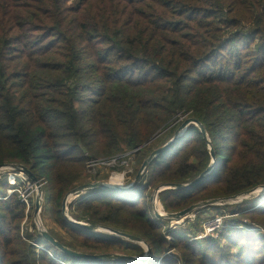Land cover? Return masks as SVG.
<instances>
[{
	"label": "trees",
	"instance_id": "1",
	"mask_svg": "<svg viewBox=\"0 0 264 264\" xmlns=\"http://www.w3.org/2000/svg\"><path fill=\"white\" fill-rule=\"evenodd\" d=\"M182 117L203 126L216 158L204 180L164 199L167 210L264 184V0H0V164L19 160L38 172L53 220L74 241L124 248L68 222L61 200L90 160L136 156ZM156 159L145 186L92 189L103 192L76 200L69 214L137 230L155 255L178 248L183 264H230L264 244L262 236L234 231L225 237L237 252L222 246L199 261V244L215 240L189 243L172 234L168 241L139 201L148 185L193 177L212 158L192 127ZM25 209L16 192L1 202L0 264H62L21 236ZM247 215L264 229V204ZM261 257L264 264V251ZM159 264L178 263L164 256Z\"/></svg>",
	"mask_w": 264,
	"mask_h": 264
},
{
	"label": "rangeland",
	"instance_id": "2",
	"mask_svg": "<svg viewBox=\"0 0 264 264\" xmlns=\"http://www.w3.org/2000/svg\"><path fill=\"white\" fill-rule=\"evenodd\" d=\"M185 119L186 118L184 117L180 118L178 123L174 124L170 129H168V131L166 132V135H163L158 140L153 139L152 143L148 145L145 149H143L138 155L134 156L130 154L131 156L129 155L130 157L126 159V163L122 166H118L114 168H106L105 166L100 164V162L104 160L105 158H99L98 163L95 164L94 166L87 165V169L83 177L78 182L74 183L72 187L64 195V197H66L65 211H62V200L64 199V197L61 200V211H62L63 217L68 222H70L69 219L75 220L69 214V210L71 206L73 205V203L82 197L91 196L92 194L103 192V191H94L90 189L88 191L72 193V190L74 188L82 184L105 182V183H110L112 185L121 184V186H127L133 183L141 164L148 158V156L155 149L162 147L170 139H172V137H174V134L178 132L179 126ZM192 127L199 130L198 125L191 124L185 131H183V133L180 135L179 138H181ZM119 152L120 154L123 153L121 151ZM153 160H155L154 162L156 163L157 161L156 157ZM5 163L8 164L9 166H7L8 168V170L6 171L7 173H3V174L0 173V205H1V202H6V198L13 192H16L18 196L21 197L22 200L25 202L26 209L24 211V215L20 223V234L26 240L29 246L33 245V248H36L37 250L40 248L45 249L47 253L49 252L51 254L50 255L48 253L50 256L57 259L59 262H62V264H65L61 260L62 257H65L67 259L66 264H159L160 260L164 256L173 259L178 264H183L182 256L180 254L181 251L178 248L171 249V250L167 249V251H165L161 256L155 255L152 252L148 256L147 260L143 262H136V263L130 262V261H118V260H117L118 262L97 261V260H93V261L77 260L75 261L74 258H71L63 254L59 249H57L52 244L44 240L42 236L40 235V229L47 230L61 244H63L64 246L72 250H75L81 253H89V254L111 253V254H125V255H131V256H136V257H143L147 254V248H144L145 245L143 244L142 241H145V243L150 248H151V245H150V242L147 240V238L144 235H142L139 231L130 229V228H120L118 226H116V229L136 235L140 237L142 241L135 242V241H130L128 239H120L114 236L113 234L108 233L106 231H102V230L88 231V230L83 229L84 232H87L98 238H106V239L115 238V239L122 240L125 245L123 249H111V250L92 249V248H88V247L81 245L80 243L74 241L73 238H71L70 235H68L65 231H63L59 227V225L53 220L52 208L49 203L50 194L48 190H46V186L44 183L45 181L43 180V178L39 177L42 193H41L40 208L38 211V215L35 216L34 210H35V201H36V196H37V191H38V185L36 184V182L32 181V179L27 174L23 173L21 170H16L11 166H25L28 169H30L36 176H38V172L35 169H33L30 165L22 164L19 160H13V159L7 160L5 161ZM155 163H153L152 161L147 165V168L145 169L143 173V177L141 181L137 184L135 188L132 189L133 191L138 190L140 189V187H143L146 184H148L150 178L152 177ZM210 163H213V160H211ZM201 172L202 171L194 174L193 177H189L184 180L177 181V182H168V181L158 180L154 182V184H152L151 186L148 185L146 192H145L147 195L146 200L139 201L141 202L140 204H143V203L146 204V207L151 213L152 220H154L155 222H159L160 227L165 232L166 239L168 241H171L172 234L184 236V238H186L189 241V243L202 242V239L206 237L212 238L213 240H215V245H213V247H208L204 243L199 244L200 251H199L198 259L199 261L200 260L202 261V258L200 259V256L202 253L206 252L208 256L212 254L216 255L217 253L222 252L221 250L222 246H225L226 249L229 248L228 250H231L232 252H237L238 251L237 248L239 247H236V246L234 247L233 245H231L230 241L227 240L225 237V236L231 235L234 231H245V232L247 231L249 233L251 232L253 236L256 235L259 238L261 236L264 237V229L260 225H258L256 222H254V220L251 219L247 215V213L260 209L263 206L264 193H261V194L256 193V194L250 195L247 199H243L242 197L240 198L239 201L236 199H228L227 201H222L220 203H217L216 205H211V206L198 209L197 211L188 215L184 219L177 221L178 223L169 218L158 219L155 216L156 211L160 214H162V212L163 213L165 212L166 214V213L178 211V210H167L165 208L164 199H166L172 192H175L177 190L176 188L167 186V184L190 183ZM116 173H123L124 177H122L121 174H116ZM132 190L122 191L119 193H129V192H132ZM156 190H159L157 194H155ZM113 192L117 193L116 191H113ZM155 195H157V200L154 201ZM199 201H202V200H199ZM37 217H39L40 224H41L40 226H38L36 223L35 219ZM215 217H218L221 220V225L219 226V228L216 229L214 232L206 235L204 238L200 239L201 238L200 236H202V234L205 232L204 227H206V224L208 223V221ZM78 221L87 223L86 218L82 220H78ZM99 226L110 227L109 225H99ZM183 240L184 239H182V241ZM236 242L238 244L237 246H241L243 248L245 247V243L241 238H238ZM254 242H251L252 247H253ZM215 246H218V248ZM254 250L252 254H250V256L245 255L243 257L246 259H241L240 261H237V262L233 260L230 264H261V261H262L261 256L264 251V244L263 245L259 244V246L255 247ZM224 257L226 261L232 259V255H224ZM249 257L251 258L253 257L254 259L252 260L251 258L248 259ZM203 261H205V263L201 262V264H213L208 259L207 260L204 259ZM215 264H229V263L228 262L219 263V261H216Z\"/></svg>",
	"mask_w": 264,
	"mask_h": 264
},
{
	"label": "water",
	"instance_id": "3",
	"mask_svg": "<svg viewBox=\"0 0 264 264\" xmlns=\"http://www.w3.org/2000/svg\"><path fill=\"white\" fill-rule=\"evenodd\" d=\"M191 124L198 125L199 130L203 135V138L205 139L207 145L209 146L210 155H211V158L213 160V163H210L205 168V170H203V172H201L192 182L187 183V184L172 183V184H167V186L172 187V188H176V189H189L193 186H196L198 183H200L202 180H204L207 177V175L212 171L216 157L214 155V152L210 148L209 139L207 137V133L205 132V129L196 119L190 117V118H186L181 123V125L178 128V132H176V134H174V137H172V139H170L162 147L155 149L148 156V158L141 164L133 183H131L127 186H121V185L120 186H113V185H109L105 182L88 183V184H82V185L74 188L72 190V193H78V192L88 191L90 189H97V188L107 190V191H116V192L132 190L141 181V179L143 177V173H144L145 169L147 168V165L158 154H160L162 151H164L172 142L177 140V138L180 137V135L183 133V131H185ZM7 166H9V165L6 163L0 164V168L7 167ZM11 167H13L16 170H21L23 173L27 174L32 179V181L36 182V184L38 185V191H37V196H36V201H35V210H34L35 216H37L39 208H40V200H41V193H42L41 185H40V179H38L32 173V171L25 166H11ZM256 188H264V184L258 185L256 187L249 189V190H245L242 193H251ZM158 192H159V190H156L155 194H157ZM242 193H238V194H235V195H232L229 197L208 198V199H205V200H202L199 202L192 203L189 206H187L186 208H183V209L178 210L176 212H170V213H166L164 215L160 214L156 211L155 216L159 219L160 218H169V219H172L174 221H180V220L184 219L185 217H187L188 215L194 213L198 209H201V208H204L207 206H211V205H216L217 203H220L222 201H227L229 198L236 197ZM155 196H157V195H155ZM65 202H66V197H64V199L62 200V211H65ZM69 220L75 226L82 228V229H85V230H88V231H95L97 228H103V229L108 230L114 236H116L120 239H128L130 241H135V242L142 241V239L140 237L133 235V234H130V233H127V232H124V231L116 230V229L105 227V226H99V225L89 224V223H85V222H80V221L73 220V219H69ZM40 235L42 236V238L44 240H46L48 243L52 244L54 247L59 249L63 254H65L69 257L76 258L78 260H89V261H93V260H97V261L118 260V261H130V262L136 263V262H143V261L147 260L148 256L152 253L151 248L145 243V241H142V242L146 245L147 254L143 257H136V256H131V255H125V254H111V253H103V254L81 253V252H77L75 250H72V249L64 246L63 244H61L47 230L40 229Z\"/></svg>",
	"mask_w": 264,
	"mask_h": 264
},
{
	"label": "built area",
	"instance_id": "4",
	"mask_svg": "<svg viewBox=\"0 0 264 264\" xmlns=\"http://www.w3.org/2000/svg\"><path fill=\"white\" fill-rule=\"evenodd\" d=\"M132 152L133 151L125 152V153H122V154H115L114 156L105 158L104 160H102L100 162V164L103 165V166H105L106 168H114V167L122 166V165H124L126 163V159L129 158L132 155ZM97 163H98V159H96V160H90L88 162V165L94 166ZM220 225H221V220L218 217H215V218H212L211 220H209L208 223L206 224V227H204L205 232L202 234V236H200L201 237L200 239H202L206 235L214 232L216 229L219 228ZM211 236H212V234H211ZM41 249H43V248H41Z\"/></svg>",
	"mask_w": 264,
	"mask_h": 264
},
{
	"label": "bare ground",
	"instance_id": "5",
	"mask_svg": "<svg viewBox=\"0 0 264 264\" xmlns=\"http://www.w3.org/2000/svg\"><path fill=\"white\" fill-rule=\"evenodd\" d=\"M8 170V168L7 167H3V168H0V173L1 174H3V173H7L6 171ZM116 174H121V176L122 177H124V175H123V173H116ZM124 179V178H123ZM107 184H109V185H112V184H110V183H107ZM121 185V184H120ZM120 185H117V184H113V186H120ZM256 193H258V194H261V193H264V188H256L253 192H251V193H242V194H239L238 196H236V197H233V198H229V199H236V200H240V198H242L243 197V199H247L250 195H253V194H256ZM155 200H157V196H155V199H154V201ZM234 201V200H233ZM242 201V200H241ZM227 203V202H226ZM162 214L164 215L165 214V212L163 213L162 212ZM36 223H37V225L38 226H40L41 224H40V220H39V217H37L36 219ZM176 223V222H175ZM178 223V222H177ZM97 230H102V231H106V232H108V233H111V232H109L108 230H106V229H103V228H97L96 229V231ZM112 234V233H111ZM144 244V243H143ZM145 245V244H144ZM143 245V246H144ZM144 248H146V245L144 246Z\"/></svg>",
	"mask_w": 264,
	"mask_h": 264
}]
</instances>
